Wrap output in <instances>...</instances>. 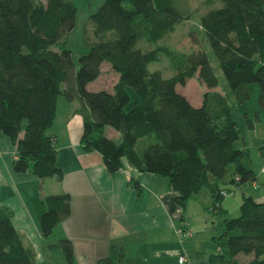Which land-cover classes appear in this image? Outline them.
Masks as SVG:
<instances>
[{
    "label": "trees",
    "instance_id": "obj_1",
    "mask_svg": "<svg viewBox=\"0 0 264 264\" xmlns=\"http://www.w3.org/2000/svg\"><path fill=\"white\" fill-rule=\"evenodd\" d=\"M181 2L105 0L88 18L93 42L77 68L72 51L63 47L79 15L73 0H0V134L17 147L16 173L31 169L42 181H61L57 138L49 131L59 98L78 102L83 150L98 152L108 172L118 173L126 159L142 173L166 178L182 209L200 193H210L209 213L222 219L221 233L213 239L220 252L210 264H264V203L244 195L235 219L227 218L223 208L230 194L226 187L257 181L250 151L237 147L243 131L233 113L251 100L255 87L264 111V0H207L200 28L226 88L206 48L182 53L164 44L179 24L191 19ZM193 39L199 43L196 34ZM163 58L171 78L149 69ZM104 65L118 83L112 92L90 90ZM194 79L207 88L199 108L177 91ZM127 89L135 92L133 103ZM257 121L259 115L248 129ZM33 209L42 236L49 238L70 216L71 197L41 198ZM49 249L61 251L66 264L74 263L70 240ZM36 255L11 212L1 210L0 264H36ZM125 257L122 250L116 261L104 258L97 264H122Z\"/></svg>",
    "mask_w": 264,
    "mask_h": 264
},
{
    "label": "crops",
    "instance_id": "obj_2",
    "mask_svg": "<svg viewBox=\"0 0 264 264\" xmlns=\"http://www.w3.org/2000/svg\"><path fill=\"white\" fill-rule=\"evenodd\" d=\"M101 76L89 85L90 90L100 91L93 90V86ZM201 87L203 93L198 103L182 94L197 108L201 107L207 91L204 85ZM105 90L112 92L113 89ZM80 110L78 102L69 103L60 97L57 117L49 131L57 138L58 165L64 172L61 181L56 177L42 181L31 169L16 173L13 166L17 147L0 134V211L11 212L14 226L26 243L35 248L36 264H66L61 251L49 249L51 244L65 239L74 247L73 264H97L104 258L116 261L122 250L126 256L122 264H180L182 257L187 259L186 264H210L211 256L220 252L213 239L221 233L222 222L209 213L210 193H200L182 209L176 204L177 194L166 178L142 173L126 159L122 169L111 174L98 152L83 150L84 120ZM256 115L259 121L248 129V122L255 120ZM239 126L243 140L237 147L250 151L257 181L241 188L226 187L230 193L238 190L242 194L241 198L227 196L224 200L227 218L232 209L239 215L244 195L264 203V111L259 97L256 104L244 110L243 123ZM108 134L118 138L113 129H109ZM134 184H138L140 190ZM62 194L71 197V214L49 238H44L33 203ZM181 228H187L190 235L180 236Z\"/></svg>",
    "mask_w": 264,
    "mask_h": 264
},
{
    "label": "rangeland",
    "instance_id": "obj_3",
    "mask_svg": "<svg viewBox=\"0 0 264 264\" xmlns=\"http://www.w3.org/2000/svg\"><path fill=\"white\" fill-rule=\"evenodd\" d=\"M104 1L105 0H73V3L79 9V15L76 21V26L74 30L70 32L66 37L63 47L72 51L73 59L77 68H79V58L89 52V43L93 42V29L88 22V18L102 6ZM206 4L207 0H182L179 7L182 11H189L191 13V19L179 24L175 34H173L164 44H167L171 46L175 51L182 53H190L192 49L196 50L206 48L212 64L217 69V74L220 79L221 85L222 87L226 88L227 84L225 78L218 67L217 61L209 47L208 41L204 38V34L200 28V18L209 9L208 7H206ZM215 7H220V5H216ZM195 34L196 38H198L199 40L198 44H196L195 39H193L195 37ZM149 69L151 72H162L165 78H171L173 75L170 65L165 58H163L160 62L150 65ZM117 83V76L106 65L103 68L101 79L97 82L96 85L93 86V90H110L113 89ZM177 91L180 94L188 96L193 103H195L196 101L198 103L203 93L201 83H199L197 80H192L186 87L178 86ZM129 93L131 95L133 103L136 97L135 92L133 91V89H129ZM258 97L259 90L257 87H255L254 94L251 100L248 103L237 106L234 109L233 118L241 126L243 123L244 110L256 104ZM132 103H130L128 110L132 107ZM231 103H233L232 100ZM228 196H231L230 198H241L242 194L240 191L234 190L233 193H230ZM231 200L233 201V199ZM237 217L238 214H234L232 209V212H230V216H228V218L235 219ZM247 261L248 258H244L243 262L246 263Z\"/></svg>",
    "mask_w": 264,
    "mask_h": 264
},
{
    "label": "built area",
    "instance_id": "obj_4",
    "mask_svg": "<svg viewBox=\"0 0 264 264\" xmlns=\"http://www.w3.org/2000/svg\"><path fill=\"white\" fill-rule=\"evenodd\" d=\"M223 194L226 196L225 193H223ZM190 233H191V232H190L187 228H181V229L179 230V234H180V236H182V237H187V236L190 235ZM179 263H180V264H186V263H187V259L184 258V257H182V258H180Z\"/></svg>",
    "mask_w": 264,
    "mask_h": 264
}]
</instances>
